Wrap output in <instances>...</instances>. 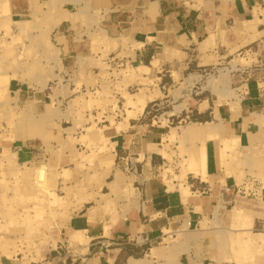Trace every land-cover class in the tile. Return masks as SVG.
<instances>
[{
    "label": "rangeland",
    "instance_id": "obj_1",
    "mask_svg": "<svg viewBox=\"0 0 264 264\" xmlns=\"http://www.w3.org/2000/svg\"><path fill=\"white\" fill-rule=\"evenodd\" d=\"M53 3L29 20L0 11V264H105L116 240L92 246L90 230H75L82 220L92 211L95 228L110 224L112 237L136 206L142 176L179 185L194 164L204 167L202 139L227 134L231 110L245 97L264 95V7L256 30L248 31L242 20L225 18L228 0H187L210 10L206 26L192 37L177 35L172 47L155 53L159 66L149 62L145 70L132 34L110 39L99 27L101 12L85 14L88 5L73 4L71 16L93 51L95 44L105 51L66 60L54 31L66 16ZM110 46L121 51L109 55ZM129 99L147 101L144 110L128 107ZM207 117L216 122L211 135L184 134ZM143 133L151 147L138 149ZM233 137L224 141L228 185L197 188L198 178L186 174L184 221L143 251L128 248L130 254L147 264H264V141ZM153 247L161 256H151ZM126 263L122 254L117 264Z\"/></svg>",
    "mask_w": 264,
    "mask_h": 264
},
{
    "label": "crops",
    "instance_id": "obj_2",
    "mask_svg": "<svg viewBox=\"0 0 264 264\" xmlns=\"http://www.w3.org/2000/svg\"><path fill=\"white\" fill-rule=\"evenodd\" d=\"M53 2L61 6L60 12L66 16L54 27V31L58 34L57 38L60 40L57 45L61 48L66 60L77 61L79 57L95 54L99 57L105 51L104 45L95 44V48L98 50L95 53L88 34L79 36V30L83 26H80L72 18V5L75 4L79 7L85 3L86 9L87 4L90 7L88 12L93 13L94 10L101 12L99 27L106 32L110 39H117L118 41L120 35L132 34L134 41L141 44H137L138 47L135 48V59L141 63L140 65L145 70L150 69V66L146 64L149 62L153 67L159 66V59L154 56L155 53L159 49L164 50L165 47H172L177 35L185 34L188 37L198 35L202 25L203 28L206 26L205 15L210 13V10L205 11L188 6L187 0H0V11L5 6L11 19L29 20L34 14L40 15L41 12H46L50 5L54 4ZM263 7V0H228V5L224 8V16L227 20H242L244 28L248 31L256 30V23L261 20L259 15H262L258 12ZM79 8L81 9V7ZM120 51L121 47L113 46L106 50L109 55L118 54ZM262 105L264 106V95L262 94L245 97L238 108L231 110V116L224 119L223 124L225 127L227 126V134L222 132L217 137L211 136L202 139L206 153L205 165L202 168L194 166L192 171H189V174L199 180L195 181L198 182L197 188L217 182L224 186L223 181H226L228 185V177L223 169V165H226L224 141L228 143L231 135L239 136L240 143H251L256 139L255 137L264 141V110L261 112L257 110V107ZM213 118L207 117L202 120L212 123V126L210 125L209 129L197 135L203 137L213 133V128L216 125ZM193 123L191 127L195 128V122ZM136 138L140 144L138 149L144 148V144L151 147L144 133L136 136ZM153 154L150 156L152 161L154 157L158 156ZM166 182L167 179L165 181L160 176L141 177L135 187L137 190L136 206L127 217L113 227L111 230L112 237L106 235V227L95 228L97 222L92 211L90 215L86 216L85 214L86 217L82 220V229L75 230L84 232L90 230L92 234L88 237L94 241L92 246L104 244L105 242L101 239L112 238L116 240H106V242L110 241V243L115 244L116 247L112 249L114 253L108 254V257L105 258V264H117L122 254L127 255L128 263L129 258L133 256L128 252V248L136 246L137 250L142 251L145 245L149 248V245L163 237V230H165L164 234H168L167 231H170L168 227L176 222L184 221L187 212H189L186 203H189L191 194H186L181 187L179 188L176 180L174 181V186H176L174 188H170L171 181ZM190 203L193 207L200 206L199 202L193 200ZM203 207L205 208V206ZM191 211L196 212L194 209Z\"/></svg>",
    "mask_w": 264,
    "mask_h": 264
},
{
    "label": "bare ground",
    "instance_id": "obj_3",
    "mask_svg": "<svg viewBox=\"0 0 264 264\" xmlns=\"http://www.w3.org/2000/svg\"><path fill=\"white\" fill-rule=\"evenodd\" d=\"M5 1V0H4ZM70 1V0H69ZM71 2H73V1H71ZM75 2V1H74ZM87 2V1H86ZM79 3V2H78ZM6 4V3H5ZM52 4V3H51ZM46 5V4H45ZM50 5V4H49ZM88 5V4H87ZM86 6V4L84 3L83 5H81V6H79V7H81V9H84V7ZM3 7V6H2ZM5 7V6H4ZM3 7V8H4ZM53 6H51L50 8H52ZM2 8V9H3ZM6 8V7H5ZM49 8V9H50ZM7 9V8H6ZM80 9V8H79ZM90 11V10H89ZM81 12V13H80ZM88 12V11H87ZM1 13V12H0ZM79 13L80 14H82V13H85V11H80L79 10ZM2 14V13H1ZM1 14H0V16H1ZM88 14H89V12H88ZM93 16V15H92ZM2 17H5V16H3L2 15ZM88 19H89V17H88ZM96 19V18H95ZM87 20V19H86ZM90 20V19H89ZM16 24H17V22H16ZM25 24V23H24ZM28 24V23H27ZM18 26V25H17ZM22 26V28H23V25H21ZM27 26V25H26ZM25 28V27H24ZM105 32V31H104ZM103 34V33H102ZM106 36V35H105ZM130 38V37H129ZM98 39V38H97ZM123 39H126V38H123ZM122 39V40H123ZM114 40H117V39H114ZM95 41V40H94ZM93 41V42H94ZM141 42V41H140ZM95 43H97L96 41H95ZM126 44V43H125ZM138 44V43H137ZM114 45H115V43H114ZM138 45H141V44H138ZM54 47V46H53ZM54 52H55V50H54ZM263 84H264V82H263ZM243 90V89H242ZM153 96V95H152ZM131 97H133V96H131ZM150 98H152V97H150ZM130 99H132V98H130ZM128 100V107H131L132 105H137V103H136V101H134V100ZM145 100V99H144ZM146 102L147 101H142V103H141V105H137L136 107L139 109L138 111H140V112H142L143 110H144V107H145V105H146ZM131 105V106H130ZM135 107V108H136ZM128 111H130V109L128 110ZM136 111V110H135ZM132 113H134V112H132ZM132 115H134V114H132ZM130 116V115H129ZM128 116V118H130ZM135 116V115H134ZM132 117V116H131ZM128 123H129V120H128ZM210 125L212 126V123H210V122H195V128H192L191 126H190V128H185L184 129V134H188V135H197V134H199L200 132H203V131H205L206 129H209L210 128ZM120 126V125H119ZM175 134V133H174ZM169 135V134H168ZM171 135V134H170ZM169 135V136H170ZM176 135V134H175ZM174 135V136H175ZM174 136H172L173 138H174ZM231 138V137H230ZM233 138H236L235 140H237V136L236 137H233ZM234 140V139H233ZM239 140V139H238ZM231 141V140H230ZM240 141V140H239ZM233 142H235V141H233ZM237 143V142H236ZM230 144V142L228 143V145ZM227 147H229V146H227ZM93 150V149H92ZM92 151L90 150V153H91ZM94 153V152H93ZM88 154V153H87ZM198 154V153H197ZM4 156H5V154H3ZM199 155V154H198ZM202 155V154H201ZM9 156V155H8ZM92 156V155H91ZM203 158L202 159H204V156H202ZM92 158V157H91ZM196 158V157H195ZM85 159V158H84ZM90 159V158H89ZM90 162V161H89ZM199 162H200V160H199ZM108 163H111V162H108ZM192 163H194V162H191L190 164H192ZM194 166H196L197 167V164L195 165L194 164ZM194 166H192L190 169H188V171H192V169L194 168ZM183 170H185V168H183ZM182 170V171H183ZM187 170V169H186ZM181 174V173H180ZM188 175V173H186V171L181 175V176H179V178L177 177V175H176V177L175 178H178L179 179V186L180 187H182V189L184 190V192L186 193V194H191V192H190V190H189V187L187 186H185V183H186V179H187V175ZM174 178V179H175ZM173 179V178H172ZM174 184L173 183H171V185H170V188H174V186H173ZM214 218H216V217H214ZM215 220V219H214ZM213 222V221H212ZM215 223H216V221H215ZM240 223V222H239ZM241 224V223H240ZM110 225V224H109ZM109 225H106V230L107 231H109L108 230V228H109ZM213 225V224H212ZM220 228V227H219ZM105 230V232H106V234H107V231ZM218 230V229H217ZM216 231V230H215ZM214 231V232H215ZM219 231V230H218ZM217 231V232H218ZM168 233H169V231H167ZM109 233V232H108ZM165 239H167L168 241L170 240L172 243L174 242L173 240V237H172V235H169L167 238H165ZM176 241V240H175ZM86 242H87V240H86ZM178 242H181V241H178ZM87 246V245H86ZM85 246V247H86ZM172 247V246H171ZM175 247V246H174ZM262 248V247H261ZM156 247L155 248H152L151 249V252H150V254H151V256L152 257H156L157 255L158 256H161V253H159V252H157L156 251ZM263 253V252H262ZM259 258H260V256H259ZM146 258H144V257H142V258H135V257H130L129 258V262L127 263V264H147L148 263V260H147V262H146V260H145ZM150 260V259H149ZM152 261V260H151ZM196 264V263H195Z\"/></svg>",
    "mask_w": 264,
    "mask_h": 264
}]
</instances>
